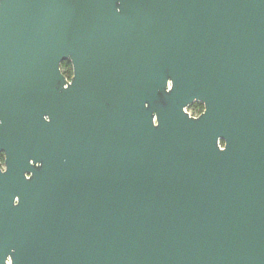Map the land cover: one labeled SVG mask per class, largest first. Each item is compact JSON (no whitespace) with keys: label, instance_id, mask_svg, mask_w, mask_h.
<instances>
[{"label":"water","instance_id":"water-1","mask_svg":"<svg viewBox=\"0 0 264 264\" xmlns=\"http://www.w3.org/2000/svg\"><path fill=\"white\" fill-rule=\"evenodd\" d=\"M0 149V264H264V0H0Z\"/></svg>","mask_w":264,"mask_h":264},{"label":"snow or ice","instance_id":"snow-or-ice-1","mask_svg":"<svg viewBox=\"0 0 264 264\" xmlns=\"http://www.w3.org/2000/svg\"><path fill=\"white\" fill-rule=\"evenodd\" d=\"M173 88H174V82L171 80V81H170V86H169V91H168L167 93H171L172 90H173ZM143 106H144L145 108H148V107H149V105H148L147 103H145ZM205 111H206V109H205ZM42 121H43L44 123H46V124H47V123H50V122H51L50 116H49L48 114H44V115L42 116ZM151 125H152L153 127H158V126H159V120H158L157 115H155V116L153 117V121H152ZM223 142H224V141H223ZM225 147H226V146H225ZM0 153H4L2 149H0ZM31 162H33L32 159H29V160L27 161V163H28L29 165L31 164ZM41 166H42V165H41L40 163H37L36 166H35V168L38 169V168H40ZM7 170H8L7 167H5V168H4V171H3V172H0V175H2V174H6ZM26 173H33V172L28 171V172H26ZM33 175H34V174H33ZM33 175H32V176H26V175L24 174L23 179H24L25 181H30V180L33 178ZM14 198H15V199H14ZM11 203H12L13 206H18L19 203H20V196H19V195L14 196L13 199H12V201H11Z\"/></svg>","mask_w":264,"mask_h":264},{"label":"trees","instance_id":"trees-1","mask_svg":"<svg viewBox=\"0 0 264 264\" xmlns=\"http://www.w3.org/2000/svg\"><path fill=\"white\" fill-rule=\"evenodd\" d=\"M60 68H61L62 73L66 77H68V78L71 77L72 65H71V62L69 60L62 61L60 64ZM188 107H189V109H191V112L195 115L200 113L203 110V104L200 102H197V101L193 102Z\"/></svg>","mask_w":264,"mask_h":264},{"label":"clouds","instance_id":"clouds-1","mask_svg":"<svg viewBox=\"0 0 264 264\" xmlns=\"http://www.w3.org/2000/svg\"><path fill=\"white\" fill-rule=\"evenodd\" d=\"M4 154L0 153V172L4 171V158H3ZM8 264H10V261L8 262Z\"/></svg>","mask_w":264,"mask_h":264},{"label":"built area","instance_id":"built-area-1","mask_svg":"<svg viewBox=\"0 0 264 264\" xmlns=\"http://www.w3.org/2000/svg\"><path fill=\"white\" fill-rule=\"evenodd\" d=\"M186 110H187V112H188L190 115L196 116L195 114H193V113L191 112V109L186 108Z\"/></svg>","mask_w":264,"mask_h":264},{"label":"flooded vegetation","instance_id":"flooded-vegetation-1","mask_svg":"<svg viewBox=\"0 0 264 264\" xmlns=\"http://www.w3.org/2000/svg\"><path fill=\"white\" fill-rule=\"evenodd\" d=\"M189 108V107H188ZM199 114V113H198ZM198 114H196V115H198Z\"/></svg>","mask_w":264,"mask_h":264}]
</instances>
